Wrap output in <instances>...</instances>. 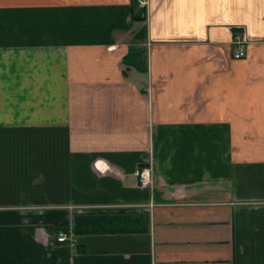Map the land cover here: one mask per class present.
<instances>
[{
	"label": "crops",
	"instance_id": "obj_1",
	"mask_svg": "<svg viewBox=\"0 0 264 264\" xmlns=\"http://www.w3.org/2000/svg\"><path fill=\"white\" fill-rule=\"evenodd\" d=\"M0 264H264V0H0Z\"/></svg>",
	"mask_w": 264,
	"mask_h": 264
},
{
	"label": "built area",
	"instance_id": "obj_2",
	"mask_svg": "<svg viewBox=\"0 0 264 264\" xmlns=\"http://www.w3.org/2000/svg\"><path fill=\"white\" fill-rule=\"evenodd\" d=\"M249 39L247 35L242 31H238L233 39V46L235 48V59H241L245 56V47L248 44ZM136 176L139 179V183L143 188H151L153 186V171L150 167H144L136 171ZM59 243H73V236L71 233L62 232L57 238Z\"/></svg>",
	"mask_w": 264,
	"mask_h": 264
}]
</instances>
